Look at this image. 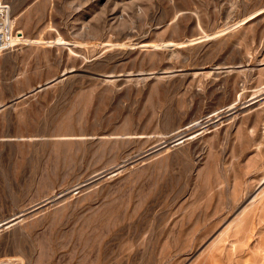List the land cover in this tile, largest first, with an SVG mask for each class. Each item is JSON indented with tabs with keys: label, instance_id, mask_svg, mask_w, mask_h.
Here are the masks:
<instances>
[{
	"label": "rangeland",
	"instance_id": "1",
	"mask_svg": "<svg viewBox=\"0 0 264 264\" xmlns=\"http://www.w3.org/2000/svg\"><path fill=\"white\" fill-rule=\"evenodd\" d=\"M0 22V104L66 72L0 110V221L24 218L0 261L264 264L256 204L208 260L264 186V0H0Z\"/></svg>",
	"mask_w": 264,
	"mask_h": 264
},
{
	"label": "bare ground",
	"instance_id": "2",
	"mask_svg": "<svg viewBox=\"0 0 264 264\" xmlns=\"http://www.w3.org/2000/svg\"><path fill=\"white\" fill-rule=\"evenodd\" d=\"M201 69V68H200ZM206 70V69H205ZM235 70V69H234ZM198 71V70H197ZM202 71V70H201ZM236 71H237V69H236ZM239 72L240 71H242V70H238ZM238 71H237V73L236 74H238ZM205 72H209V71H202V73H205ZM65 73V71L64 72H61L60 74H59V76L60 75H62V74H64ZM199 73H200V71H199ZM260 75V74H259ZM59 76H57V77H59ZM236 76V75H235ZM56 77V76H55ZM55 77H53V78H55ZM112 76L111 75H106V77H104V78H111ZM53 78H51V79H53ZM103 78V79H104ZM51 79H49V80H51ZM63 78H59L58 80H56V81H54V82H52V83H50L49 84V86L51 85V84H53V83H55V82H57V81H60V80H62ZM233 79V78H232ZM48 81V80H47ZM46 82V81H45ZM39 85V84H38ZM38 85H36L35 87H37ZM35 87H33V88H35ZM33 88L32 89H30L29 91H32L33 90ZM262 89H264L263 87H262ZM259 90V89H258ZM28 92V91H27ZM37 92V91H36ZM255 92H257V91H255ZM24 93H26V92H24ZM34 93V92H33ZM23 93H21V94H19L18 96H20V95H22ZM32 94V93H31ZM260 95V94H259ZM263 95V94H262ZM262 95H261V97H262ZM253 96V95H252ZM255 96V95H254ZM256 97V96H255ZM254 97V98H255ZM260 97V98H261ZM264 98V97H263ZM250 99V98H249ZM258 99V98H257ZM254 100V99H253ZM249 101V100H248ZM251 101V100H250ZM254 101H258V100H254ZM245 102V101H244ZM263 102H264V100H263ZM235 103V102H234ZM2 104H5V103H1L0 105H2ZM232 104V103H231ZM246 106V105H245ZM244 106V107H245ZM232 107H233V105H232ZM228 107H226V109H227ZM230 108V107H229ZM233 109V108H232ZM217 110V109H216ZM225 110V109H224ZM230 111H231V109H229ZM234 110V109H233ZM215 111V110H214ZM219 111V110H218ZM232 112V111H231ZM242 113V112H241ZM224 114V113H223ZM215 115V114H214ZM255 115V114H254ZM258 116V115H257ZM225 117H227V116H225ZM230 117V116H229ZM235 117V116H234ZM218 118V117H217ZM223 118V117H222ZM238 119H240V118H238ZM216 120V119H215ZM218 121V120H217ZM208 122H209V120H208ZM198 123V122H197ZM240 123V122H239ZM204 124V123H203ZM205 124H207V123H205ZM198 125V124H197ZM200 126L202 125V124H199ZM203 127V126H202ZM193 128V127H192ZM197 131V130H196ZM201 131V130H200ZM199 131V132H200ZM203 131V130H202ZM184 133V132H183ZM182 133V134H183ZM203 133V132H202ZM192 134V132L190 133V134H187L186 136H183L182 135V137H180L179 139H177L176 138V140H177V142L175 141V143H179V142H181V141H184L185 139H187V138H189V135H191ZM166 142V141H165ZM160 144H162V142L160 143ZM174 144V143H173ZM165 146V145H164ZM174 146V145H173ZM160 148V147H159ZM169 147H167L166 146V148H164V150H167ZM158 149V148H157ZM160 150V149H159ZM162 150H163V148H162ZM161 151V150H160ZM163 152V151H162ZM161 152V153H162ZM166 152V151H165ZM158 153H159V151H158ZM160 153V154H161ZM152 154H155V153H152ZM150 156V155H149ZM154 156V155H153ZM156 156V155H155ZM125 164V163H124ZM119 165V164H118ZM119 169H123V167H121V168H119ZM119 169H117V170H119ZM121 171V170H120ZM119 171V172H120ZM116 173H118V172H116ZM113 174H115V173H113L112 171H111V173H110V175H108V176H111V175H113ZM90 181V180H89ZM94 181V180H93ZM96 181V180H95ZM89 184H91V182L89 183ZM93 184H95V182L93 183ZM86 185H88L87 183H85V182H80V183H77V184H75L74 185V187L72 188L73 190H76V189H78V188H80V187H84V186H86ZM89 186H91V185H89ZM85 188V187H84ZM87 188H89V187H87ZM71 189V190H72ZM86 189V188H85ZM234 189V188H233ZM232 191V190H231ZM60 196V195H59ZM62 199V198H61ZM64 199V198H63ZM54 200V199H53ZM46 201V200H45ZM47 201H48V199H47ZM52 201V200H51ZM59 201V200H58ZM44 202V201H43ZM53 202H57V200L56 201H53ZM42 203V202H41ZM40 204V203H39ZM254 204H256V208L254 209V213H253V215L255 216V214L256 215H258V211L260 212V210L263 208V210H264V186H262V188H260L259 189V191L250 199V201L248 202V203H246V205L245 206H243L239 211H237V213L235 214V216L228 222V224L224 227V229H222L220 232H218L216 235H215V237L213 238V239H211V241L209 242V246H208V249H211L210 250V253H209V255H208V260H211L214 256H215V253H214V250H213V247H214V245H216V244H218L221 240H222V237L223 236H225V235H228V236H231L232 234L234 235V236H237L238 234H242V235H238V236H242L243 237V235L245 236V234H246V232L248 231V229H249V227H250V225H251V218H252V216L253 215H251L250 213H249V211H252V210H249V208L252 206V205H254ZM41 205V204H40ZM39 205V206H40ZM36 206H37V204H36ZM36 206L34 207V208H36ZM38 206V207H39ZM42 206V205H41ZM254 207V206H253ZM32 208V207H31ZM30 208V209H31ZM33 208V209H34ZM29 209V208H28ZM37 209V208H36ZM250 209H252V208H250ZM23 212V211H22ZM20 213H21V211H20ZM26 213H27V211H26ZM264 213V212H263ZM18 214V213H17ZM20 215H22V213L21 214H18L17 216H14V217H11V216H9L10 218L9 219H7V220H4V221H0V227L1 226H3L4 224H6V226H5V228L7 227V226H10V225H12V224H14L15 222H18V221H20V220H22V219H24L23 217H20ZM24 215V214H23ZM30 215V214H29ZM19 218V219H18ZM254 218V217H253ZM14 219V220H13ZM17 220V221H16ZM231 228V229H230ZM230 229V230H229ZM232 231V232H231ZM229 233L231 234V235H229ZM238 236H237V238H238ZM240 240H241V238H239ZM239 239H237L238 241H240ZM232 241V240H231ZM230 242V241H229ZM235 242V241H234ZM233 244V243H232ZM231 256V255H230ZM215 258V257H214ZM0 264H14V263H12V262H7V261H0Z\"/></svg>",
	"mask_w": 264,
	"mask_h": 264
},
{
	"label": "water",
	"instance_id": "3",
	"mask_svg": "<svg viewBox=\"0 0 264 264\" xmlns=\"http://www.w3.org/2000/svg\"><path fill=\"white\" fill-rule=\"evenodd\" d=\"M65 74H66V72H65L64 74L60 75L59 77L56 76L55 78H53V79H51V80H48V81H46V82H43L42 84H39L37 87L33 88L32 91H28V92H26V93H23V94L20 95V96H16L15 98L11 99L10 102H7V103H5V104L0 105V110L3 109V108H5V107L8 106L9 104H11V103H13V102H16V101H18V100H20V99H22V98H24V97L30 95V94L33 93V92L40 91V90H43V89L47 88V87L49 86L50 83H52V82L58 80L59 78H63V79L66 78V77H65V76H66ZM113 169H114V168H113ZM110 171H112V169L107 170V171L101 173L100 175L96 176V177L94 178V180L100 179L101 177H106V176H108L109 173H110Z\"/></svg>",
	"mask_w": 264,
	"mask_h": 264
},
{
	"label": "built area",
	"instance_id": "4",
	"mask_svg": "<svg viewBox=\"0 0 264 264\" xmlns=\"http://www.w3.org/2000/svg\"><path fill=\"white\" fill-rule=\"evenodd\" d=\"M4 32H6V27H5L4 23L0 22V46L3 45L2 40L4 38V36H3Z\"/></svg>",
	"mask_w": 264,
	"mask_h": 264
}]
</instances>
